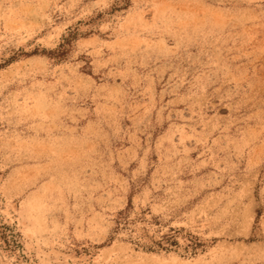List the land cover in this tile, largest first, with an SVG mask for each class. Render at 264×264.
<instances>
[{
  "label": "rangeland",
  "instance_id": "obj_1",
  "mask_svg": "<svg viewBox=\"0 0 264 264\" xmlns=\"http://www.w3.org/2000/svg\"><path fill=\"white\" fill-rule=\"evenodd\" d=\"M0 264H264V0H0Z\"/></svg>",
  "mask_w": 264,
  "mask_h": 264
}]
</instances>
